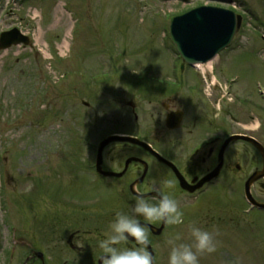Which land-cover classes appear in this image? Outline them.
<instances>
[{
  "label": "rangeland",
  "instance_id": "374dc122",
  "mask_svg": "<svg viewBox=\"0 0 264 264\" xmlns=\"http://www.w3.org/2000/svg\"><path fill=\"white\" fill-rule=\"evenodd\" d=\"M234 1L264 21L258 2ZM205 3L226 6L222 0H0V32L18 27L30 38L27 46L0 49V264H20L29 246L41 248L49 264L85 263L100 254L97 236L109 229L115 212L130 208L133 198L127 185L139 170L131 164L124 177L103 180L110 188H100L101 178L96 180L98 175L88 168L91 149L82 144L81 135L89 134L94 141L100 132L138 128L140 120L128 103L136 110L150 108L148 99L157 83L128 87L122 76L150 71L149 77H168L170 61L177 60L167 38L170 18ZM250 17L210 71L216 72L226 97H239L244 105L236 110L225 104L223 109L240 122L250 112L251 127L264 142V98L254 84L256 79L264 82V40L259 35L264 31L251 27L255 20ZM195 71L184 68L189 84L198 81ZM102 72L112 74L90 80ZM230 74L239 78L231 82ZM189 86L179 90L189 93ZM200 87L193 90L194 98L205 92ZM197 102L200 109L205 100ZM200 120L193 137L209 130L206 119ZM131 154L140 155L138 148L113 141L103 151L104 164L118 169ZM241 163L234 191L228 181L217 198L200 195L191 200L179 193L184 223L168 226L157 238L154 264H168L169 240L176 234L182 242H192V225L215 233L217 242L214 253L200 256V264H264V212H243L244 179L256 162ZM253 185L252 195L264 200V178ZM76 230L86 235L78 240L75 236L72 248L67 238Z\"/></svg>",
  "mask_w": 264,
  "mask_h": 264
},
{
  "label": "flooded vegetation",
  "instance_id": "af4514ba",
  "mask_svg": "<svg viewBox=\"0 0 264 264\" xmlns=\"http://www.w3.org/2000/svg\"><path fill=\"white\" fill-rule=\"evenodd\" d=\"M234 7L239 8L240 3L234 4ZM245 12H247V10H245ZM194 75L195 78H198V81L193 82L194 84H189L185 78L182 80L183 84L192 86V88H189V93L186 92L183 94L172 85L169 80H165L164 78L163 82H157V87L154 88L150 94V99H148L152 104L150 108H139L136 110L135 104H132L134 116L139 117L140 115L142 118V125L139 126L141 139L149 143L161 157L168 160L170 164H173L181 177L187 182V189L181 188V186H179L178 176L170 165L151 155L142 147L135 146L140 153V155L137 154V156L143 160L145 159L148 164L146 175L142 177V180L135 186L140 192L149 193V186L153 182L159 183L167 178L175 181L173 194L176 198L179 196V193L186 194L187 198L191 200L200 195L204 197L217 196L219 195V191L223 190L224 186H227L228 181H230L231 190L237 188L238 178L235 176H237V172H239L240 169L244 168L241 161L250 163L256 162L254 170L258 168L259 164L257 163H259V161L257 162V157L259 159V153L256 148L244 139L231 138L234 135L246 134L258 140L264 146V142L259 136L258 130L256 131L251 127L250 122L252 121V115L250 112H248V120L245 122H240L238 117L232 116L229 122L225 124L222 117L224 114L223 107L225 103L229 102H224L223 98L220 97L221 94L217 87L213 88L214 91H217L213 101L208 98L205 99L202 95V91H200L201 95L197 98H202L205 102L201 103L202 108L199 109L197 106V98H194L196 94L193 90H196L199 85L201 86L200 89L204 90V80L196 73H194ZM171 76L172 72H169L166 78L171 79ZM234 79L237 78L233 76V80ZM181 93L182 96L180 95ZM228 100L236 110H240L244 107V105L240 103L239 97L233 95L231 98H228ZM207 101L210 102L207 103ZM215 102L216 107L214 106ZM210 105L211 107L209 108ZM178 116H180L181 119L177 121ZM202 118H205L210 125L209 130L200 134L198 137L191 136L192 130L202 122L200 120ZM176 125L177 127H175ZM171 126L175 128H171ZM150 129H154L153 132L151 131L152 133ZM128 145L133 146L131 144ZM127 157L128 156L122 160L118 169L107 167L102 158V169L113 172L119 171L125 167L124 162ZM153 163L155 164V171L150 174ZM132 164H135L139 173L128 183L127 189H130L131 185L135 180L141 177L143 172V165L138 162ZM218 166H220L219 169H217ZM130 168L131 165H128L125 172L119 177H124ZM225 171H227L226 177ZM152 174L155 175L154 179L151 177ZM207 176L211 178L205 179ZM119 177L116 179H119ZM201 180H204V182L199 185V189H195ZM164 190L169 191L168 189ZM191 190L195 191L190 193ZM182 204L183 201L180 202V206ZM68 208L73 211L72 206ZM152 224L158 226L161 222ZM168 226L173 225L165 224L164 229ZM149 232L151 239L150 245L156 251L157 241L154 242V239L157 237H152L153 233L150 229ZM75 236L77 237V234L73 232L70 237L73 238ZM129 243L134 244L135 242L130 241ZM25 259L27 260V264H39V259L32 253L31 248L28 250ZM85 264L94 263L87 262Z\"/></svg>",
  "mask_w": 264,
  "mask_h": 264
},
{
  "label": "clouds",
  "instance_id": "9594fccd",
  "mask_svg": "<svg viewBox=\"0 0 264 264\" xmlns=\"http://www.w3.org/2000/svg\"><path fill=\"white\" fill-rule=\"evenodd\" d=\"M174 187L175 181L172 179L153 182L148 189L152 195L138 191L129 212H115L109 229L97 236L100 254L95 264H154V256L149 251L151 239L147 223H184L180 201L173 194ZM191 236L190 243L182 242L180 234L169 240L168 264H200L202 254L217 250L215 233L212 231L192 225ZM133 239L135 243L130 244Z\"/></svg>",
  "mask_w": 264,
  "mask_h": 264
},
{
  "label": "water",
  "instance_id": "95a60500",
  "mask_svg": "<svg viewBox=\"0 0 264 264\" xmlns=\"http://www.w3.org/2000/svg\"><path fill=\"white\" fill-rule=\"evenodd\" d=\"M235 28L234 23L224 18L222 13L201 8L174 18L171 25V37L188 62H203L229 43ZM20 41L25 44L28 43L27 37L20 35L16 29H12L1 34L0 47H6ZM115 138L119 137L115 136ZM119 139L137 142V140L129 137ZM256 146L262 156V169L251 177L250 182L264 175V149L259 144ZM250 200L256 206L264 208V203H258L252 198ZM149 251L151 252L150 248Z\"/></svg>",
  "mask_w": 264,
  "mask_h": 264
},
{
  "label": "bare ground",
  "instance_id": "6f19581e",
  "mask_svg": "<svg viewBox=\"0 0 264 264\" xmlns=\"http://www.w3.org/2000/svg\"><path fill=\"white\" fill-rule=\"evenodd\" d=\"M195 66L200 68L201 70H205L206 67L209 68L211 66V62H208L207 65L196 64Z\"/></svg>",
  "mask_w": 264,
  "mask_h": 264
}]
</instances>
